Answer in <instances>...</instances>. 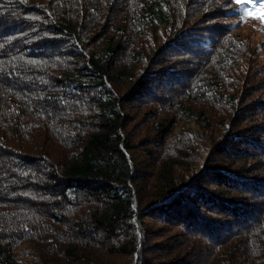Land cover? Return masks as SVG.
Segmentation results:
<instances>
[{
	"label": "trees",
	"instance_id": "obj_1",
	"mask_svg": "<svg viewBox=\"0 0 264 264\" xmlns=\"http://www.w3.org/2000/svg\"><path fill=\"white\" fill-rule=\"evenodd\" d=\"M235 5L0 0V264H264V39Z\"/></svg>",
	"mask_w": 264,
	"mask_h": 264
},
{
	"label": "rangeland",
	"instance_id": "obj_2",
	"mask_svg": "<svg viewBox=\"0 0 264 264\" xmlns=\"http://www.w3.org/2000/svg\"><path fill=\"white\" fill-rule=\"evenodd\" d=\"M234 2L237 4L234 7V13L231 14L234 17L219 21L224 22L227 26H231L230 30L232 33H238L242 37L248 38L253 43L258 44L264 39V8H262L264 0H234ZM240 68L238 67L237 70ZM183 128H188L192 132H198L200 130L199 126L195 123H184L181 121L175 128L176 134ZM210 150L207 151L202 162L198 164V172L204 171ZM155 232H161V229ZM163 237L165 236H160V238Z\"/></svg>",
	"mask_w": 264,
	"mask_h": 264
},
{
	"label": "snow or ice",
	"instance_id": "obj_3",
	"mask_svg": "<svg viewBox=\"0 0 264 264\" xmlns=\"http://www.w3.org/2000/svg\"><path fill=\"white\" fill-rule=\"evenodd\" d=\"M262 8H264V5H262Z\"/></svg>",
	"mask_w": 264,
	"mask_h": 264
}]
</instances>
